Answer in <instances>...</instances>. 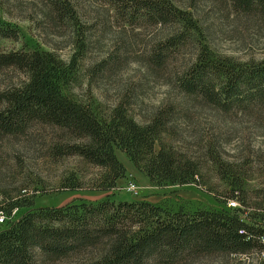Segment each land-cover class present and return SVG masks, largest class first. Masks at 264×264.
Here are the masks:
<instances>
[{"label":"rangeland","instance_id":"1","mask_svg":"<svg viewBox=\"0 0 264 264\" xmlns=\"http://www.w3.org/2000/svg\"><path fill=\"white\" fill-rule=\"evenodd\" d=\"M68 1L76 12L73 23L57 21L47 0H0V54H54L72 67L64 93L90 106L101 118L121 106L146 124L159 111L170 110V132L163 139L199 163L200 177L198 183L185 186H155L117 150L126 178L115 191L93 190L102 170L78 156L54 159L51 146L61 133L36 126L25 137L0 138V211L7 219L0 232L32 211L97 205L109 198L150 203L172 213L233 212L228 203L238 182L249 195V210H258L264 200L260 198L264 193V107L223 113L182 93L175 72L194 63L206 49L240 64L264 60V18L238 12L232 0H168L193 22L196 29L191 31L182 24L135 26L109 0ZM2 29L16 30L18 40L4 38ZM183 32L188 34L186 42L163 68H156L150 62L152 51ZM24 79L23 74L5 69L0 72V89ZM71 182L82 188L71 190ZM20 200L32 201L34 206L9 215V205ZM239 204L236 209H246ZM189 264H260V260L252 253L213 256Z\"/></svg>","mask_w":264,"mask_h":264},{"label":"trees","instance_id":"2","mask_svg":"<svg viewBox=\"0 0 264 264\" xmlns=\"http://www.w3.org/2000/svg\"><path fill=\"white\" fill-rule=\"evenodd\" d=\"M232 1L238 12L264 18V0ZM47 2L57 21H75V9L68 0ZM109 2L135 26L182 24L191 31L196 29L168 0ZM187 32L157 46L150 62L163 68L186 42ZM1 35L19 38L12 29H2ZM5 69L26 79L0 89V138L25 137L36 126L57 130L61 135L52 144L50 156H78L101 169V179L93 181V190L115 191L126 178L117 150L155 186L198 183L199 163L163 139L170 132V110L159 111L146 124L137 122L121 106L101 118L90 106L64 93L72 67L52 53L0 54V72ZM175 77L182 93L223 113L264 107V60L240 64L206 49L194 63L175 72ZM68 187L73 191L82 188L76 182ZM230 196L246 209L172 213L150 203L109 198L97 205L32 211L0 232V264H189L263 250L264 200L258 210H249V195L240 182L233 185ZM33 206L32 201L20 200L6 212L12 215L18 208Z\"/></svg>","mask_w":264,"mask_h":264},{"label":"built area","instance_id":"3","mask_svg":"<svg viewBox=\"0 0 264 264\" xmlns=\"http://www.w3.org/2000/svg\"><path fill=\"white\" fill-rule=\"evenodd\" d=\"M134 188L135 187L133 186L132 187V190ZM236 195L238 196L239 193H236ZM228 205H229V208L230 209H236V208H239V206H240L239 201L236 198L235 199H231L229 201ZM6 220L7 219H6L5 215H4V213L2 211H0V225L5 224L6 223ZM260 240H261L262 244H264V237H262ZM256 254H257L260 262H264V249L261 250V251H259V252H257Z\"/></svg>","mask_w":264,"mask_h":264}]
</instances>
